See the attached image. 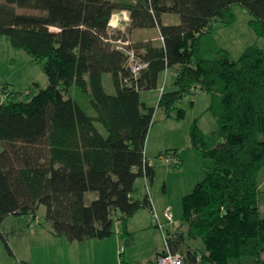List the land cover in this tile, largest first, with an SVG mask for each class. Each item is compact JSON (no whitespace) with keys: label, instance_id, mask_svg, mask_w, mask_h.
I'll return each mask as SVG.
<instances>
[{"label":"trees","instance_id":"trees-1","mask_svg":"<svg viewBox=\"0 0 264 264\" xmlns=\"http://www.w3.org/2000/svg\"><path fill=\"white\" fill-rule=\"evenodd\" d=\"M234 5L251 14L250 25L264 38V0H0V36L43 62L49 77L30 100L14 90V97L0 98V239L10 253L2 223L11 215L36 219L41 206L57 237L105 239L117 232L118 220L119 233L131 242L130 218L142 208L154 210L150 191L135 198L139 178L149 184L156 178L146 144L157 108L142 92L161 90L164 74L175 68L174 88L165 87L158 108L181 120L187 109L179 104L194 89L212 94L223 141L209 146L198 121L192 124V145L212 164L183 197L188 228L169 232L170 248L189 260L201 255L205 263L264 264V47L248 46L234 60L211 36L217 26L236 22ZM123 10L132 28H159L163 41L131 39L148 64L137 77L128 51L109 33L113 15ZM168 13L180 23L166 24ZM106 73L115 94L106 90ZM72 86L91 96L96 116L66 96ZM187 236L202 238L205 249L191 248Z\"/></svg>","mask_w":264,"mask_h":264},{"label":"rangeland","instance_id":"rangeland-1","mask_svg":"<svg viewBox=\"0 0 264 264\" xmlns=\"http://www.w3.org/2000/svg\"><path fill=\"white\" fill-rule=\"evenodd\" d=\"M233 10L237 15L236 22L233 25L219 27L211 34V36L220 46L228 49L234 60H238L248 46L257 44L261 47H264V38L260 37L254 30V28L250 25L249 21L252 18V16L249 12H247L240 5H234ZM19 11L21 13L33 12L26 9H19ZM117 12L118 15L116 16L113 15L111 21L112 25L109 28V33L112 39L124 40L129 38L132 39L133 41H138L137 38L140 36V33L142 32L140 29L131 27L129 12L127 11L128 16L126 14L120 13L121 11H117ZM170 16L172 17L173 22H175L174 21L175 19H177V22L181 20L178 14L172 13ZM167 17H168L167 15L164 17V22L166 24L169 23ZM114 23H118V24H114ZM52 29L56 30L55 27H53ZM143 34H145V36L149 38H156L159 36V30L157 28L143 29ZM156 42L159 43L158 41ZM116 44H118L117 41ZM48 85H49V77L44 71L43 62L35 61L26 50L18 49L14 47L8 36L1 35L0 36V98H2V93H1L2 89L4 87H7L10 90H14L22 93L21 97L24 100H30L33 98V96L39 93L41 89L47 88ZM104 85L106 87V90L110 94L116 93V89L112 80V75L110 73H106L104 75ZM169 88H171L170 85ZM159 91L160 90L157 89V90H148L142 92L143 100H147L149 106L157 108L155 114V123L152 129L154 128L155 125L157 128L163 125V122H160V120L164 118L165 113L162 109L158 108V103L160 99ZM204 95L205 97H211L208 94H204ZM66 96L72 97L75 100H77L90 115L92 116L97 115V112L94 109L91 102V96L82 92L77 86H72L71 88H69V90L66 92ZM179 105L181 107L182 106L184 107L187 105V102L184 100L180 102ZM192 116L193 113H190L185 121L179 122L180 123L179 126L184 127L183 125H185L186 127L188 122L192 120ZM215 121L216 119L214 118V113L213 111L210 110L208 114L204 116V122H206L205 124L207 126L206 128L208 133L206 138L211 145L216 144L218 138V134H214ZM98 125L104 131L103 126L100 123H98ZM152 129L150 130V132L152 131ZM180 139L181 140H177L179 144H184L182 143V138ZM180 146L182 147V145ZM181 147H179V149ZM4 149H5V144L3 141L0 140V152H2ZM149 158L150 160L153 161L158 160L163 165L162 168L164 169L161 176L157 179L156 182L157 187L156 190H154L156 192V198L161 202L164 210L162 211V213H158V211L154 210L152 214L154 225L158 229V231L162 233L156 218V216H158V218H160V221L163 223L164 231L167 232L168 230H172L173 227H171L172 225L169 223V220L166 216V212L168 211V209H171V212L174 216L175 226L177 228L179 226V228H181L184 231L187 225L182 219L183 196L184 194H186V192L187 193L191 192L193 186L190 187V185L192 184L193 180H196V182H198L199 180H202L204 177L203 175L200 176L197 163H195L194 161L195 159H192V161H190L189 163L186 162L185 165L181 167L180 165L179 166L175 165L173 162H170L166 159H161L159 157L154 159L151 157ZM203 163L205 164L204 166L211 165L212 160L204 156ZM167 166H170L172 171L169 172V174L166 172ZM261 174L262 175L264 174V168L261 171ZM166 183H167V190L165 188ZM183 183H185V185H183ZM146 190H148V188H146ZM260 190L261 191L259 196V204L261 206L262 215L264 216V188L262 187V189ZM93 194L95 195V193ZM166 197H170L171 200V202L167 203L168 206H166L165 204ZM45 214H46V207L41 206L38 212V217L36 218L37 223L41 220L44 225L47 224V221L45 219ZM114 228L117 231L118 224L116 221L114 224ZM115 235L121 237L120 233L116 232ZM161 236L162 239L164 240L163 234H161ZM7 238L11 248L12 246H15V251L17 253H14V251L13 254L10 253V251L6 246V243L2 239H0V261L2 262V264H21L22 262L21 256L26 254L30 255L32 251L30 249H26V247L22 244L25 241H28L29 237L22 238L21 236H19L16 238H10V237ZM29 239H32V237ZM136 239H137L136 244L133 245L132 247H134L133 249L138 251H145L146 250L145 247L148 245L149 241H151L150 237H147L145 239L144 234H142L141 232H138ZM186 243L190 245L199 246L202 250L205 249L204 242L200 237L191 238L187 236ZM125 244H126L125 241L121 242L119 253L123 252L124 250L126 251L131 247V246L125 247ZM50 248L52 249L51 250L52 255H50L49 253ZM56 250H57L56 248L51 247L50 245H48V243L43 244L41 254L39 255L40 256L38 260L39 263L41 264L42 262H46L45 264H59L60 254L59 251ZM34 252H35V257L37 258L38 255L36 254L35 250ZM60 260H62L61 256H60Z\"/></svg>","mask_w":264,"mask_h":264},{"label":"crops","instance_id":"crops-1","mask_svg":"<svg viewBox=\"0 0 264 264\" xmlns=\"http://www.w3.org/2000/svg\"><path fill=\"white\" fill-rule=\"evenodd\" d=\"M120 13L126 14L128 16L127 11L125 10L121 11ZM116 15H118V12L114 14V16ZM166 15L168 16L167 17L169 21L168 24L180 23V21L177 22V19H175L174 20L175 22H173L170 13L165 14L163 16V21ZM114 24H118V23H114ZM219 27L221 26H217L216 29H218ZM157 29L159 30V36L156 38H149L145 36V34H143V29H140L142 33H140V36L137 38V40L138 41L153 40L156 44L162 45L163 41L161 39L160 29L159 28ZM156 41H158L159 43H157ZM176 76H177V70L175 68L168 69L164 74V78L162 80V86L165 85L166 89H173ZM169 85L171 86V88H169ZM159 92H160L159 94V98H160L161 90ZM204 94H208L211 97H205ZM190 100L193 101V104L191 106L189 105ZM185 101L187 102V105L184 106V108L187 109L186 117L181 120H178L172 117L167 118L166 115L164 114V118L160 120V122H163V125H161L158 128L155 125L148 136V140L146 144V154L148 157L154 159V158H158L163 152L172 151L179 157L181 161L180 164L181 167H183L186 162L189 163L190 161H192V159H195L194 161L195 163H197L199 174L200 176L203 175L204 177L205 176V166H204L205 164L203 163L204 155L202 151H200L197 148H194L192 145L191 128L194 121L197 120L199 127L204 132L205 137H207L208 133L206 128L207 126L205 124L206 122H204V116H206L210 111V107L213 103V96L208 92H198L197 94L191 97H187ZM144 102L148 105L147 100H144ZM190 113H193L192 120L188 122L186 127L185 125H183L184 127L179 126L180 124L179 122L185 121ZM214 118L216 119V121L214 122V134H218V138L216 144L213 145H211L206 138L209 146H215L223 141V138L219 135V123L215 114H214ZM180 138H182V143L184 144H179L177 140H181ZM180 145H182V147ZM179 147L181 148L179 149ZM151 161L156 168V178L153 183L149 184L150 194H151L154 210L158 211V213H162L164 209L162 207L161 202L156 198V192L154 190H156L157 187V183H156L157 179L161 176L164 169L162 168L163 165L158 160L156 161L151 160ZM261 171L259 174L260 189H262V187L264 188V174L262 175ZM166 172L168 174L169 172H172L170 166L166 167ZM198 182H196V180L192 181V184L190 185V187L193 186L191 192L193 191L195 185ZM148 183L149 182H147V179L145 177H141L140 179L137 180L135 198L143 199L146 196L147 193L146 188ZM183 185H185V183H183ZM165 188L167 190V183ZM189 193L186 192L184 196ZM165 200L167 201V202L165 201V204L166 206H168L167 203L171 202L170 197H166ZM154 210H150L148 208H142L132 218H130L127 224V230L131 233L133 239L131 240V242H127L125 244V247L126 246L127 247L131 246V247L128 250L123 251V256L121 253H119L121 242L122 241L124 242L123 236L121 235H120L121 237H118L117 235L113 234L112 236L105 239H91L85 243L70 242L65 237L55 236L52 233L50 229V224L48 222L46 225H44L41 220L37 223L36 219L32 215H22L20 217L11 215L7 217L2 223V230L5 233V235L10 238H16L19 236H21L22 238L32 237V239L28 238V241H25L22 244L26 247V249H30L33 252L31 251L30 255L26 254L21 256L22 258L20 257L22 259L21 261H27L32 264H40L38 261L40 257L39 255L41 254L42 246L45 243H48V245H50L51 247L56 248L57 249L56 251H59V254L62 258V260H60V256H59V264H143L150 260H153L159 253L165 251L166 249L165 242L161 236L162 233H160L154 225L153 216H152ZM260 210H261V206H260ZM187 228L188 226H186L185 230H187ZM178 230H182V229L179 228L178 226ZM138 232L144 234L145 239L147 237H150L151 239V241H149L148 245L145 247L146 249L145 251H138L133 249L134 247H132L133 245L136 244L137 241L136 238ZM169 232H174V231L169 230ZM188 245L191 248L201 249L199 246L196 245H190V244ZM12 248L14 253H17L15 251V246H12ZM34 250L38 255L37 258L35 257ZM51 250L52 249L50 248L49 251L50 255H52ZM45 263L46 262H42L41 264H45ZM0 264H2L1 261Z\"/></svg>","mask_w":264,"mask_h":264},{"label":"built area","instance_id":"built-area-1","mask_svg":"<svg viewBox=\"0 0 264 264\" xmlns=\"http://www.w3.org/2000/svg\"><path fill=\"white\" fill-rule=\"evenodd\" d=\"M112 25V23H111ZM118 48L123 49L128 51L129 54V66L132 69V73L137 77L140 75V73L142 72V70L148 66L147 63L142 62L137 54V52L135 51L134 48H131L132 45V41L131 39H119L118 40ZM165 90V85H163L161 87V93ZM197 93L200 92V89L196 88L194 89ZM2 93V99H8L10 97H14L15 93L12 92V90H10L7 87H4L1 91ZM21 99H23L20 96ZM159 158L161 159H166L170 162H173L175 165H180L181 161L179 159V157L173 153V152H168V153H164L161 154L159 156ZM152 162V161H151ZM146 178V177H145ZM147 179V178H146ZM147 182L148 179H147ZM147 188L148 191H150V185L149 183L147 184ZM166 216L169 220V223L172 225L171 227H173L172 231L177 232V227L175 226L174 223V216L171 212V209H168V211L166 212ZM157 218V222L159 224V227L162 231L163 234V238H164V242H165V246L166 249L165 251L159 253L153 260H150L146 263L143 264H212V263H205L202 259L201 255H198V257L195 260H189L186 258V256H184L183 254H181L180 252H173L170 248V244H169V230L167 232L164 231V227H163V223L160 221V218H158V216H156ZM118 224V228H117V232L119 233L120 231V222L117 220L116 221Z\"/></svg>","mask_w":264,"mask_h":264}]
</instances>
